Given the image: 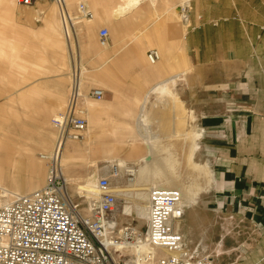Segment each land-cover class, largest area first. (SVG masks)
Segmentation results:
<instances>
[{"label": "crops", "instance_id": "0c3cea01", "mask_svg": "<svg viewBox=\"0 0 264 264\" xmlns=\"http://www.w3.org/2000/svg\"><path fill=\"white\" fill-rule=\"evenodd\" d=\"M80 1L70 4L85 20L81 34L99 43L100 31L108 32L106 46L93 49L102 79L120 82L116 92L105 91V103H142L154 86L176 78L173 95L188 116L196 114L202 144L211 148L215 201L196 203L175 223L185 249L212 264H264V11H256L263 0H195L187 26L176 20L180 0H138L119 18L108 14L126 0ZM95 6L101 18H93ZM151 49L160 52L153 67L145 60ZM65 96H48L46 112ZM115 139L121 136L108 141Z\"/></svg>", "mask_w": 264, "mask_h": 264}, {"label": "rangeland", "instance_id": "374dc122", "mask_svg": "<svg viewBox=\"0 0 264 264\" xmlns=\"http://www.w3.org/2000/svg\"><path fill=\"white\" fill-rule=\"evenodd\" d=\"M178 1L176 0V4ZM72 2L76 6L81 1L72 0ZM263 2L264 0L262 2L258 1L256 11L259 13L264 11ZM14 3L17 4V1L13 0L12 5L11 0H0V179L7 186L9 192L15 195H23L31 194L34 190H39L44 185L46 168L39 160L38 155L50 153L52 150L45 152L41 144L45 139H55L56 137L51 125V118L48 117V112L45 110L46 99L48 96L53 97L66 93L63 104L67 105L72 82L70 75L72 63L85 67L94 73L92 75L95 78H98L87 84L86 91L83 93L84 97L87 96L91 89H98L103 93L105 91L116 92L120 82L102 79L101 64L94 63L98 57L95 54L97 50H93L96 44L98 47L100 45L98 42H93L92 35L81 34L80 30L85 25V20L74 12V9L71 8L73 5L70 4V0H67L70 8L68 9V14L72 22H74L71 28L72 30L74 28L77 36L75 45L81 49L82 59L80 57V63L75 58L77 50H74V48L68 49L64 40L58 10L54 4L44 2L43 12H34L32 9L34 5L24 7L18 4L17 6ZM39 3L41 2L36 4L39 5ZM96 9H100V7L90 8L95 19L96 15L101 17V13L97 12ZM31 11L32 13H30ZM52 12H55L56 15V24L54 25L49 18ZM179 19V15L176 12V20L181 24ZM71 46L73 47L72 42ZM38 59L40 61L37 63ZM175 86L173 89H175ZM106 95L104 94L103 102L106 101ZM158 99L156 94L146 99L145 110L148 119H150L147 120L146 124L149 125L151 132L154 135H158L161 139L162 144L160 145L168 147L169 151L166 152L165 157L174 158V173L181 174V181L185 183V187L193 184L191 185L193 190L201 189L197 194V203L201 201L209 202L210 200L214 202L215 197L212 192V183L214 181L212 173L213 162L208 159L210 146L202 144V139H199L198 151L193 155L191 162L188 165L186 164V154L190 144L189 138L193 133L201 134L200 131L196 130V114H194V117L193 113H191L189 117L179 107L177 98H173V101L169 100L171 105H173L172 102L174 103L176 109L174 114L173 112L170 113L169 109L157 106ZM114 100V103L107 105L115 108H111L107 116L101 117L103 129H109V125H112L119 127V129L134 130L141 102L134 104V106L123 103L126 100L123 97ZM88 102L97 103L92 100H88ZM156 106L157 108H155ZM80 108L82 110V107ZM127 114L131 118H127ZM82 115L80 117L87 121V125L90 124L84 117L85 113ZM164 115L166 116L165 120L162 119ZM45 118L47 119L45 120ZM86 129L89 131V128ZM174 130L179 136H171ZM183 135H187V140L182 137ZM111 136H121V139L123 137L121 134ZM124 136L128 137L129 135ZM82 139L76 141L77 144L79 143L78 145H81ZM86 155L88 156L87 153ZM32 159L40 163L41 167L33 168ZM134 163H130L132 164L131 167L137 169V163ZM204 166H207L208 171L211 173V182L202 178L201 175L198 176L197 170L194 168H203ZM104 167L105 164L99 160L87 159L72 162L70 171L75 182L72 183L71 187L73 195L71 200L78 206V211L81 215H86L88 199L85 196L80 197L75 192L77 186L82 184L90 173L99 171L100 176L105 173L106 175L104 176H107L109 168L103 171ZM124 177L120 184L127 185L129 179H133L127 174ZM113 183L114 181L111 180L112 186ZM117 198L118 208H116L114 216L115 221L117 220L116 223L118 222L117 225L133 224L137 228L144 230L146 219L138 220L134 217V214L132 218L123 215L122 207L125 205V199ZM0 199L3 203L4 200L11 199V196ZM205 258H208V256Z\"/></svg>", "mask_w": 264, "mask_h": 264}, {"label": "built area", "instance_id": "2783aa9c", "mask_svg": "<svg viewBox=\"0 0 264 264\" xmlns=\"http://www.w3.org/2000/svg\"><path fill=\"white\" fill-rule=\"evenodd\" d=\"M20 6H33L38 2H50L58 10L63 36L67 45L74 44L71 20L65 0H16ZM180 0L179 20L189 24L192 0ZM79 10L84 19H92L82 5ZM108 32L99 33L100 47L106 46ZM160 57L157 51L146 54L148 64L155 65ZM71 89L65 111L51 118L56 137L48 154H39L45 165L44 185L31 194L14 195L0 205V264H212L208 258H200L196 250L184 247L183 237L175 230V223L183 216L184 208L178 191L151 189L148 192L145 229L133 224L118 226L115 211L118 198L111 180L118 174L117 166L109 169L96 184L98 197L88 199L86 215L69 198L64 178L62 157L66 145L82 139L87 121L80 117L81 93L79 91V65L70 67ZM89 100L101 101L104 93L89 90ZM82 115V116H83ZM113 181V180H112ZM143 246L166 249L171 255L156 259L152 254L139 251ZM131 248L133 253L128 249Z\"/></svg>", "mask_w": 264, "mask_h": 264}, {"label": "bare ground", "instance_id": "6f19581e", "mask_svg": "<svg viewBox=\"0 0 264 264\" xmlns=\"http://www.w3.org/2000/svg\"><path fill=\"white\" fill-rule=\"evenodd\" d=\"M192 0H186V4ZM11 4L13 5V0H11ZM15 4V3H14ZM66 4V3H65ZM17 5V4H15ZM138 0H126L122 2H118L114 7L111 8L109 16L114 18H119L123 15L130 13L133 9L138 6ZM18 6V5H17ZM14 8V7H13ZM21 10V9H20ZM66 10L68 13V8L66 5ZM29 11V10H25ZM102 12V11H101ZM32 13V11L30 12ZM103 13V12H102ZM105 13V12H104ZM103 13V14H104ZM59 15V14H58ZM69 15V14H68ZM107 16V13H106ZM70 17V15H69ZM52 20V24H56V15L55 12H52L49 17ZM101 18L99 15H96V19ZM60 19V17H59ZM71 20V26H73L74 22ZM61 22V21H60ZM56 26V25H55ZM51 27V26H50ZM72 30V28H71ZM70 36H73V30L69 31ZM77 50L76 59L80 63V57L82 59L81 49L78 46L73 44V47L69 46L68 49ZM77 48V49H76ZM40 59L37 60V63ZM150 67L155 65L147 64ZM93 72L87 70L85 67L79 66V74H80V84L79 91L82 96V112L85 113L84 117L89 121L84 132L83 141L81 145H78L77 142H69L63 152L62 163H63V173L64 178L67 183V191L69 198H72V183L75 182V179L71 175L70 168L72 166V162L78 160H99L105 164V167L102 169L106 171V169L112 168L114 165L118 168V174L116 177H113V191L116 194V197L125 199V205L122 207V214L132 218L134 217L138 220L147 219V192L149 189H161L165 191H178L181 197V203L184 210L190 208L191 206L196 205L197 203V194L201 189L193 190L191 185L185 187V183L181 181V174L174 173L175 161L174 158H166L165 154L169 151L168 147H164L161 142V139L158 135H154L149 125H147L148 115L145 110V104L148 99V95L156 94L158 96L157 106L162 107L164 109H169L170 113L175 112L174 103L170 104L169 100L173 101L175 96L173 95L172 89L176 84V78L161 82L154 86L150 92L145 96L142 103H140V107L138 109L137 114V122L134 130L129 131L126 129H119L117 127H111V132L109 129H103L102 125V116H107L110 112V109L114 106H109L103 100L95 101L97 103L88 102V98L83 96V93L86 91V86L89 82L94 81L95 78L92 75ZM94 74V73H93ZM176 77V76H175ZM88 99V100H87ZM63 100L60 99V102ZM139 101V100H138ZM137 101V102H138ZM100 102V103H98ZM135 106V105H134ZM133 106V107H134ZM157 106L155 108H157ZM50 109L48 113L49 118H53L59 113L65 111L66 106L62 103L58 105H54V103H49L47 105V109ZM115 108V107H114ZM127 118H131L129 114L126 115ZM47 118H45L46 120ZM162 119L165 120L166 116H162ZM170 122V117H169ZM93 127V128H92ZM121 134L123 135L122 139H115L114 142L108 141L111 138V135ZM187 134V133H186ZM124 135H129L125 137ZM172 137L179 136L174 130L172 132ZM55 137V136H54ZM113 137V136H112ZM116 137V136H114ZM185 140H187V135H183ZM199 133H193L190 136V144L186 154L187 165L191 162L193 155L199 149ZM55 139H45L43 140L41 146L44 148L45 152H49L52 150L54 146ZM186 143V142H185ZM88 154V156L86 155ZM33 160V159H32ZM137 163L138 168L134 169L131 167L130 163ZM135 164V163H134ZM94 165V164H93ZM196 166V165H194ZM40 168V163L33 160V168ZM197 170L198 176L201 175L202 178L207 180L208 182L212 181V176L207 166L203 168L194 167ZM125 174H127L130 178L129 183L127 185L120 184V182L125 178ZM106 175L103 174L101 176ZM100 172L90 173L84 180L83 183L77 186L76 193L83 197L85 196L87 199H95L98 197L96 184L98 179L101 177ZM19 191V189H18ZM23 191V190H22ZM37 190H34L35 192ZM32 192V193H33ZM71 192V193H70ZM15 194L9 192L7 186L0 179V198H5L6 196L13 197ZM10 201L4 200L3 203L0 199V205L6 204ZM118 208V207H117ZM117 221V220H116ZM118 223V222H117ZM131 253L134 250L131 248L128 249ZM141 253L144 254H152V256L156 258H164L172 253H170L166 249H153L148 246H143L139 249Z\"/></svg>", "mask_w": 264, "mask_h": 264}]
</instances>
